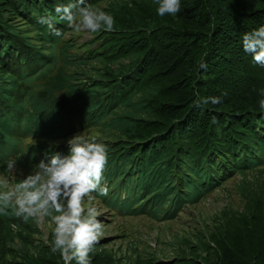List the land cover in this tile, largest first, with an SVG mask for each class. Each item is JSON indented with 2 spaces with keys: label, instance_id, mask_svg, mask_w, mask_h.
Listing matches in <instances>:
<instances>
[{
  "label": "trees",
  "instance_id": "obj_1",
  "mask_svg": "<svg viewBox=\"0 0 264 264\" xmlns=\"http://www.w3.org/2000/svg\"><path fill=\"white\" fill-rule=\"evenodd\" d=\"M102 1L114 27L95 32L104 42L80 54L71 51L74 28L56 12L70 0H0V146L3 139L13 141L18 129L38 124L40 130L37 136L18 134L10 151L0 148V163L20 151V141L89 131L107 145L110 178L124 177L109 206L128 203L120 199L125 190L136 211L156 215L166 198L169 218L237 172L250 171L247 177L255 171L252 163L264 159V65L243 50L242 36L264 25V0H181V11L164 17L157 15V0L85 3ZM201 61L206 71L198 67ZM208 96L222 102L196 103ZM100 125L106 140L92 133ZM44 142L34 146L29 162H38L45 148L53 152ZM259 180L247 179L244 186L264 184ZM243 196L247 212L229 206V213L216 214L222 222L207 227L208 233L194 232L196 243L174 241L173 264H200L198 258L203 264H264V187H245ZM48 226L45 232L35 218L16 216L14 206L0 213V264H64L51 252ZM96 247L91 264L167 263L159 248L147 244L131 248L134 254L126 253L125 260L107 244Z\"/></svg>",
  "mask_w": 264,
  "mask_h": 264
},
{
  "label": "clouds",
  "instance_id": "obj_2",
  "mask_svg": "<svg viewBox=\"0 0 264 264\" xmlns=\"http://www.w3.org/2000/svg\"><path fill=\"white\" fill-rule=\"evenodd\" d=\"M157 3L156 11L160 17L176 16L181 11V0H157ZM56 12L62 13L67 26L77 31L91 33L101 30L111 31L115 24L111 14L86 4L85 0H70L66 5H58ZM41 22L52 26L50 18H43ZM55 34L61 35L60 30L57 29ZM242 47L246 53L251 54L255 63L264 65V25L246 32L242 36ZM198 67L207 70V64L203 61ZM261 95L264 96V91ZM221 102V96L202 97L196 101L197 104L211 103L212 105ZM259 106L264 109V98L260 99ZM71 124L72 122H68L69 126ZM63 139L57 147L50 144L49 147L53 152L44 150L45 154L35 165V170L23 179H19L18 182L14 174L16 157L6 160L5 174H0V213L14 206L15 215L18 217L35 218L38 223L45 217H50L54 225L53 239L49 243L51 252L59 254L64 264H72L73 260L76 264H91L90 254L104 235L105 227L99 219L105 216L100 217L101 211L93 202L97 197H102L109 208L112 195L111 192L109 194L110 180L107 184L104 181V177L111 176L110 168L107 166V145L95 137H89L83 131L80 133L68 131V134H63ZM12 142L3 139L1 143ZM24 142L20 141L19 151L23 158ZM34 146L36 144L32 140L28 144L29 153L35 152ZM1 147L4 148V146ZM15 152L10 153L15 154ZM48 155L51 156L48 157ZM26 158L28 155L24 159ZM2 161L0 166L3 167L4 160ZM131 177L136 183L139 175L135 172ZM120 179L124 177H116L117 182ZM126 194L127 192L123 190L120 199L130 200L131 198ZM127 202L130 203V201ZM134 203L129 208L133 213L121 212V216L145 214L144 211H136ZM117 204L123 203L120 201ZM112 210L115 212L114 208Z\"/></svg>",
  "mask_w": 264,
  "mask_h": 264
},
{
  "label": "rangeland",
  "instance_id": "obj_3",
  "mask_svg": "<svg viewBox=\"0 0 264 264\" xmlns=\"http://www.w3.org/2000/svg\"><path fill=\"white\" fill-rule=\"evenodd\" d=\"M106 1L100 2L97 6H93L96 8H101V6L105 5ZM53 25V24H52ZM72 30H69L65 37L66 39H70L71 36H69V32ZM98 34L91 33V32H83V31H77L74 29L72 34V39L76 42V47L72 49V52H77L80 54H87L91 51H87V49L92 48H99L101 44L104 42L101 39L97 38ZM36 42V41H35ZM93 43L91 47L85 48L88 44ZM86 51V52H84ZM124 62H128V59H125ZM59 64L53 68V72L59 67ZM47 76V75H45ZM43 80H46V78H43ZM107 121V119L105 120ZM13 123V122H11ZM101 130H95L92 132L93 134H97L98 137H102V140H106L109 138L108 134L106 133V129L103 125H100ZM25 132H23L21 129H18L17 132H14V137L17 138L18 134L20 133H28V134H39L40 130H38V124L34 126L32 124L28 129H23ZM124 135L123 133H120ZM86 135L90 136L89 131L86 133ZM157 134H153V136H150L154 138ZM123 136H119L121 138ZM13 139V142L10 144H4L2 143V146L0 148L2 149H13L14 143L16 142V139ZM101 141V140H100ZM26 145V142H24L23 146ZM51 155H48L50 157ZM21 158L22 164L18 167L16 164L15 171L17 173L14 174L18 179H23L26 177L30 172L35 170V165L38 164V162H29V160L26 158H22L19 151H16L15 154L10 153L9 156L4 160V163L9 158ZM46 158V157H45ZM44 158V159H45ZM2 165V162L0 163ZM255 171L251 172L250 175L247 177L244 176V174H248L250 171H239L233 176H231L229 179H226L225 182L222 183V186L216 187L213 192L207 193L204 195V197L200 200H198L193 205H186L182 206L178 212L174 213L170 218L164 215V210L167 209L169 201L165 198L163 201L165 204L159 208V212L156 215L146 213L140 214L137 216H121V209L128 210L129 213H133L130 209H127V206H130L133 204L132 198L130 199V203L127 204H116L115 206L117 210L113 212V208H108L106 202L102 197H97L95 202L98 209L101 211V216H105V218H99L103 224H104V235L101 237L99 242L97 244L99 245H105L107 244L108 247H112L114 249L115 257L121 258L125 257L126 253L128 254L131 252V254H134L135 250H132L131 248L141 249L144 248V246L147 244L148 246H156L160 249L158 252V255H162L165 257L166 264H173L176 259L175 258V250H174V241L175 242H181L182 237L189 238L193 243H196L197 239L194 237V232L197 229H201L202 231L208 233L207 227H214L215 225L220 224L219 218H217L216 214L219 216L222 215V213H225L227 211L229 213V206H231L232 210L234 211H243L247 212L248 209L246 207L247 203L243 196L244 188L252 190H259L261 187H264V184H253L250 186H244L245 181L248 179H251L252 182L259 180L257 178V175L263 170L260 178V182L264 180V159L258 160L252 163ZM247 178V179H246ZM256 179V180H255ZM264 183V181L262 182ZM116 184V183H115ZM249 187V188H248ZM110 194V193H109ZM127 195V194H126ZM106 198H109V196H106ZM107 206H105V205ZM167 204V205H166ZM172 206L175 207L177 205V200L173 203ZM166 205V206H165ZM110 209V211L108 210ZM231 210V211H232ZM50 218V217H49ZM113 218V219H112ZM217 218V219H216ZM221 218V217H220ZM45 219L43 220V222ZM51 224H48L45 226L43 222L39 226L43 229L45 232L50 231L51 225L54 227L51 219L49 220ZM38 223V222H37ZM44 227V228H43ZM211 227V229H212ZM53 229V228H52ZM211 231V230H210ZM44 235H47L45 233ZM171 243V244H170ZM153 245V246H152ZM130 248V249H128ZM154 248V247H153ZM97 250H100L99 247L94 248L93 252H96ZM205 253L204 251H202ZM91 255V254H90ZM93 256H91L92 258ZM124 259V258H121ZM125 260V259H124ZM129 261V260H128ZM197 261L200 264H203L202 259L198 258ZM123 262V260H122ZM126 263H128L126 261ZM125 263V264H126Z\"/></svg>",
  "mask_w": 264,
  "mask_h": 264
}]
</instances>
